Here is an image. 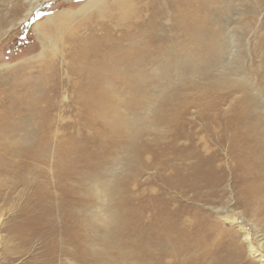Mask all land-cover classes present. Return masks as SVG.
I'll return each mask as SVG.
<instances>
[{"label":"bare ground","instance_id":"6f19581e","mask_svg":"<svg viewBox=\"0 0 264 264\" xmlns=\"http://www.w3.org/2000/svg\"><path fill=\"white\" fill-rule=\"evenodd\" d=\"M41 1L25 0L23 15L18 4L17 24ZM6 2L19 0H0ZM259 3L86 0L35 26L38 54L0 72V174L25 186L33 180L34 198L53 199L34 226L52 232L59 218L64 237L82 252L62 254L81 264H244L239 234L249 256L264 264L237 216L226 213L230 207L212 211L237 234L204 215L177 225L168 203H155L159 197L148 198L142 226L143 208L133 202L147 191L138 178L149 167L161 173L162 197L173 190L210 203L225 180L217 162L227 146L236 205L260 217L264 229V82L255 76L257 87L250 85L238 44ZM234 13L242 24L235 45L225 30ZM48 161L55 171L53 185L46 183L61 191L58 199L35 180ZM120 161L132 176L113 182L106 169ZM100 185L114 211L103 221L112 243L96 231L94 241L105 247L96 251L88 246L85 196H98ZM155 204L160 211H152ZM144 233L147 240H139Z\"/></svg>","mask_w":264,"mask_h":264},{"label":"rangeland","instance_id":"374dc122","mask_svg":"<svg viewBox=\"0 0 264 264\" xmlns=\"http://www.w3.org/2000/svg\"><path fill=\"white\" fill-rule=\"evenodd\" d=\"M84 1L86 0L41 1L28 19L19 24H17V20L14 17V11L16 6L20 4L23 7V15L26 9L25 0L0 4V72H6L8 69L11 70L19 63H24L29 58L38 54L40 51V41L35 32V26L37 24H42L45 18L59 13L62 10L75 11ZM258 1L260 3L258 4L257 14L252 29L246 34L244 39H241L238 43L240 49L242 48L241 54L243 53L244 67L249 73L250 85H254L255 87H257V84L255 81H252V79H255V76L259 81L264 82V0ZM237 18V14L234 13L232 15L231 24L225 29L233 36L232 40L234 45L238 37L237 30L242 26ZM228 55L229 54L226 55V59ZM226 64L227 62L224 61L223 66H226ZM144 139L145 143L148 144L152 141V136L148 135ZM126 155L127 153H122L120 155L121 159H124ZM144 159L149 163L148 156L144 157ZM217 164L219 165L218 169L224 173L225 180L223 184L218 186L214 195L215 197L211 198L210 203L193 201L191 193L185 194L173 190L167 192L162 197L160 190L161 173L149 167L146 169L144 168L142 176L138 178V180L139 185H141L140 189H146L147 191H140V193H137L138 197L133 196L135 198L133 202L136 206L138 205L143 208V210H141L144 212L142 226H145L149 221V206L151 203H148V198L159 197L160 200L155 201V203L161 201L162 203H168V208L171 209L170 211L172 212H170L172 214L171 217L177 220V225L178 222L180 224L181 220L185 224L186 220L192 221L198 215H204L205 218L208 217L210 221L220 223V227L224 230H232L234 234H237L235 228L231 229L227 226L228 224L221 223L220 218L212 211V208L224 209L225 207H230L226 213L237 216L238 221L249 235L252 246L259 253L264 255V229L260 222V217L245 213L236 205L238 197L235 196L231 189L233 180L230 168L232 167V163L228 156L227 146L220 152ZM131 168L126 165L125 162L120 161L118 164L114 165L113 168L107 166L106 170L110 175H113V182H118L132 174ZM36 171L40 173V175L38 173V176L35 177L36 182L41 186L46 184V186L49 187V191L53 194L54 199L60 198L61 191L56 189V187L52 186V189L50 187L51 183L53 185V175L55 171L52 164L49 161L45 164L40 163ZM27 174L28 173L25 174V177L31 179V174ZM0 175V264H53L54 262V264H67L70 262L81 264L79 259L62 254V250L64 249L76 256H79L82 252L80 245L77 244L76 241V243H70L68 239L64 237L63 231L65 229V224H59L58 226V223L62 222L61 220L59 222V218L55 221V228H51L52 232L47 224L42 223L41 226H34L36 220L45 218L43 210L51 204L53 199L45 196L34 198V193L32 192L34 189L33 180L30 181V184L26 183L27 186H25L22 184V181L20 183V180L14 176H8L7 174ZM110 180L112 179L109 176V178H106L105 183L108 181L111 182ZM46 182H50V184ZM69 182L72 181L58 182V180H56L58 186H62ZM86 183H88V185L90 184L89 181ZM148 183L151 185H148ZM96 187L99 190L98 196H85L86 203L89 205L86 211L89 217L88 222L90 226L93 227L90 228L89 226L88 229V246L91 250L102 251L105 248L103 246L104 244L102 245L100 241H94V234L96 231H99L98 234L100 236H106L105 239L107 243H112L109 232L111 228L109 226V229H106L103 225V221L106 220L107 215L108 220L109 214L114 211V202L112 203L114 200L110 197L107 198V195L100 194V190L103 189L101 185ZM205 190L200 193H204ZM140 207L138 208L139 210ZM157 208H159L158 211H160L162 204L161 206L155 204L152 211ZM91 217H93V219H91ZM237 236L239 244H241L243 248L244 255L242 258L244 264H259L247 253L246 246L241 242V235L237 234ZM147 238L148 235L144 233L139 240L146 241ZM78 250H80V252Z\"/></svg>","mask_w":264,"mask_h":264}]
</instances>
